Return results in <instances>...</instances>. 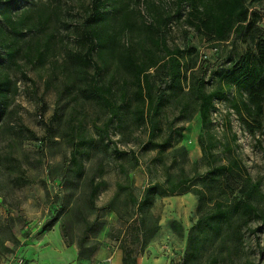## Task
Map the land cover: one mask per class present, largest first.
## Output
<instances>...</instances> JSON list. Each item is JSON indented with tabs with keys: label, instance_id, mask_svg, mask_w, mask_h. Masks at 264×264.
Returning <instances> with one entry per match:
<instances>
[{
	"label": "rangeland",
	"instance_id": "374dc122",
	"mask_svg": "<svg viewBox=\"0 0 264 264\" xmlns=\"http://www.w3.org/2000/svg\"><path fill=\"white\" fill-rule=\"evenodd\" d=\"M118 2L139 12L132 16L139 24L151 22L157 11L171 15L166 45L184 50L181 89L167 92L158 122L162 131L151 143L148 129L133 113L129 77L118 75L116 65L105 66L93 56L102 66L100 82L113 91L110 99L118 107L117 117L99 99L85 97L83 86L74 83L69 50L77 47L91 0H20L13 20L37 22L38 10L48 20L14 37L0 17V80L7 77L10 82L6 85L10 104L0 120V264H50L63 255L71 260L74 253L71 264H119L114 257L116 253L122 257L121 247L133 249L136 264H182L184 258L183 264H264V197L255 199V214L239 210L229 225L206 228L193 256H187V238L198 218L197 197L155 196L144 223L152 221L156 233L143 247L141 239L131 241L135 228L127 220L137 224L142 216L131 198L138 201L149 184L164 182L165 167L173 176L183 171L197 188L210 170L198 144L200 117L189 90L188 67L207 68L206 91L219 86L224 90V98L214 102L210 114L214 165L237 159L262 196L264 116L257 126L241 106L244 93L241 97L236 87L218 81L216 72L230 69L244 53L241 36L227 42L200 36L186 22L187 3L179 12L176 0H110L108 6ZM249 7L264 29V1ZM112 17L105 26L108 30L120 26L119 15L115 21ZM129 31H121L123 44H135L142 36L136 29ZM151 74L155 81L164 76L162 69ZM122 77L128 91L124 98ZM236 108L254 126L253 132L240 121ZM170 133L172 147L160 153L157 145ZM90 179L94 185L104 183L92 201ZM238 197L228 194L221 200L232 205Z\"/></svg>",
	"mask_w": 264,
	"mask_h": 264
},
{
	"label": "trees",
	"instance_id": "16d2710c",
	"mask_svg": "<svg viewBox=\"0 0 264 264\" xmlns=\"http://www.w3.org/2000/svg\"><path fill=\"white\" fill-rule=\"evenodd\" d=\"M19 1L0 0V17L13 37L25 32L23 30L32 31L37 25L47 24L48 20V16L43 15L39 10L37 22L25 17L13 20V10L18 6ZM109 1L91 0V12L78 36L77 47L75 50H69L68 58L70 59V68L74 70V83H79L80 88L83 86L81 92L85 97L99 99L110 110L112 116L117 117L118 107L116 108L114 104L115 100L110 99L113 91L109 84L100 82L102 66L93 61V56L97 55V59L102 61L105 66H109L111 63L116 65L118 75L129 77L132 87L131 101L135 103L133 113L136 120L148 129V140L151 143L154 136L162 131L158 122L167 92L181 89L184 50L178 47L170 49L166 45L165 31L171 20V15L168 13L162 15L157 11L151 22L143 21L139 24L137 19L132 17L140 16L138 11L121 2L117 3L119 5L113 3L109 7ZM261 1L264 0H176L175 2L178 12L184 4H188L186 22L200 36L212 42H227L239 36L242 37V42L245 44L244 53L232 64L230 69L217 71L216 74L218 81L223 86L236 87L241 97L244 93L245 98H242L244 101H241V106L257 126L260 125V118L264 116V29L259 27V16L255 11H250L249 4ZM151 8L154 6L151 5ZM109 15L113 16L112 21L116 20V16L120 17V26H116L118 28L115 30H108L105 27ZM123 28L130 31L136 29L138 35L142 34V36L135 44L133 42L123 44L120 36ZM9 46L11 45L8 42L7 48ZM219 65L220 63L216 65V68ZM91 67L93 73L89 74ZM159 69L163 70L164 76L155 81L151 71L157 73ZM188 70L189 90L194 96L195 110L200 117L198 144L203 159L207 161L210 170L205 177L201 178V186L197 188L194 184H190L187 177H184L183 171L173 176L168 173V169L165 167L164 182L149 184L138 201L131 198L136 211L142 216L137 224L136 220L132 218H130L131 222L128 220L127 222L133 225L132 228H135L131 234V241L135 242L141 239V247H143L157 231V226L152 221L149 224L144 223L153 198L184 193L195 195L198 199V218L187 238V256H193L197 240L206 228L212 229L221 224L229 225L231 215L239 210L247 216L255 214L257 211L254 201L264 196L259 191L258 183L251 181L237 159L231 158L226 164L214 165L212 150L215 144L209 135L210 114L214 110V102L224 98V90L219 86L211 91H206L208 73L204 65L191 66L188 67ZM122 81L124 84H121L120 95L124 98L128 95L125 77H122ZM8 84L10 82L7 77L4 81L0 80V120L6 116L10 104L9 97H7L6 85L8 86ZM183 108H185L184 105L181 110ZM236 110L240 121L249 128L250 132H253L254 126L248 123L239 108ZM29 134L34 136L31 132ZM171 138L170 133L157 145L160 153L172 147ZM73 146L76 148L77 143ZM75 168V172L80 176L79 165H76ZM102 184L104 183L100 182L94 185L93 179H90V201L94 199ZM235 193L239 197L233 200L232 205H228L226 200H221L224 195ZM136 211L133 215H136ZM213 222H216L214 226ZM79 246L81 247V245ZM120 250L122 251L121 264H136L133 249L121 247ZM183 260L185 261V258Z\"/></svg>",
	"mask_w": 264,
	"mask_h": 264
},
{
	"label": "crops",
	"instance_id": "0c3cea01",
	"mask_svg": "<svg viewBox=\"0 0 264 264\" xmlns=\"http://www.w3.org/2000/svg\"><path fill=\"white\" fill-rule=\"evenodd\" d=\"M60 249H62V248H60ZM61 252L63 253V254H65V251H63V250H61ZM69 254V253H68ZM68 256V255H67ZM117 257V261H118V263L119 264H121V259H122V257H121V254L120 253H116V255H115V257L114 258H116ZM60 259L59 260H56V261H54V262H52V263H50V264H71V261H74V259H75V253H74V255H73V257L71 258V260L69 259V256H68V259L63 255V257H59ZM48 262H50V261H48ZM48 262H44V263H42V264H49ZM37 264V263H36ZM73 264V263H72Z\"/></svg>",
	"mask_w": 264,
	"mask_h": 264
}]
</instances>
